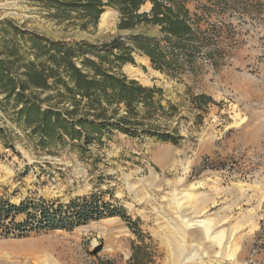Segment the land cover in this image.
<instances>
[{
	"label": "rangeland",
	"instance_id": "rangeland-1",
	"mask_svg": "<svg viewBox=\"0 0 264 264\" xmlns=\"http://www.w3.org/2000/svg\"><path fill=\"white\" fill-rule=\"evenodd\" d=\"M150 8L147 3L139 13ZM186 8L197 37L191 68L168 76L134 51V64L116 70L162 90L160 104L175 110L171 117H156L155 124L178 135V144L113 132L86 150L76 142L42 150L11 112L0 110V200L66 204L93 194L123 208L142 240L120 218H105L70 232L0 237V264H128L138 246L144 264H160L162 228L173 212L168 202L177 198L185 206L198 197L207 198L211 218L238 228L236 259H204V264H264V0H188ZM105 12L115 13L111 24L100 26L99 18L96 27L82 31L52 20L32 0H0V22L54 41L99 45L143 35L164 43L158 27L118 30L119 13L109 7ZM197 95L211 100L204 111L192 100ZM24 220L18 215L14 223Z\"/></svg>",
	"mask_w": 264,
	"mask_h": 264
},
{
	"label": "trees",
	"instance_id": "trees-1",
	"mask_svg": "<svg viewBox=\"0 0 264 264\" xmlns=\"http://www.w3.org/2000/svg\"><path fill=\"white\" fill-rule=\"evenodd\" d=\"M32 1L52 20L82 31L96 27L104 9L113 8L119 13L118 30H131L140 24L155 26L164 43L143 35L130 36L127 42L114 38L99 45L67 43L1 21L0 110L11 112L13 121L35 138L42 150L67 142H76L80 150H86L90 144H102L103 137L113 132L178 144V135L159 131L155 124L156 117H171L169 111L175 110L169 106L166 111L160 104L162 90L145 87L116 70L134 64V51L147 57L155 71L168 76L179 74L185 66L191 68L197 37L189 23L188 0ZM147 3L149 12L139 13ZM192 100L201 111L211 101L204 95ZM2 133L0 129V136ZM18 215L25 216L23 223H14ZM114 217L142 240L137 222L123 208L103 203L93 194L66 204L27 199L12 205L0 200V237L70 232L91 221ZM142 258V247H134L128 264H144Z\"/></svg>",
	"mask_w": 264,
	"mask_h": 264
},
{
	"label": "bare ground",
	"instance_id": "bare-ground-1",
	"mask_svg": "<svg viewBox=\"0 0 264 264\" xmlns=\"http://www.w3.org/2000/svg\"><path fill=\"white\" fill-rule=\"evenodd\" d=\"M114 15V12L103 13L99 25L108 26ZM127 72L136 76L133 69H127ZM176 199L171 200L172 203L168 202L172 204L173 212L167 219V224L162 228L164 232V241L161 242L163 260L160 264H204V259H212L221 263L220 260L234 259L239 247L238 228L228 227L223 218L217 216L211 218L212 214H207L210 211L206 209L208 207L207 198L198 197L194 204L187 203L189 205H186L185 203V206Z\"/></svg>",
	"mask_w": 264,
	"mask_h": 264
}]
</instances>
